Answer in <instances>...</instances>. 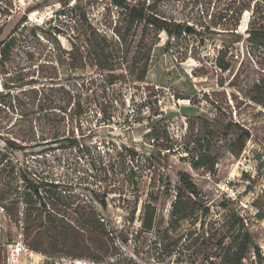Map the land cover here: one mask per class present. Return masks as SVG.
I'll return each mask as SVG.
<instances>
[{
    "label": "rangeland",
    "instance_id": "1",
    "mask_svg": "<svg viewBox=\"0 0 264 264\" xmlns=\"http://www.w3.org/2000/svg\"><path fill=\"white\" fill-rule=\"evenodd\" d=\"M126 1L188 28L171 38L112 0H0V42L14 38L0 95V264L14 241L43 264H264V47L250 38L264 33V0ZM238 7L239 20L199 32L200 17ZM200 152L210 160L195 169ZM183 172L199 190L185 200L206 217H171Z\"/></svg>",
    "mask_w": 264,
    "mask_h": 264
},
{
    "label": "trees",
    "instance_id": "2",
    "mask_svg": "<svg viewBox=\"0 0 264 264\" xmlns=\"http://www.w3.org/2000/svg\"><path fill=\"white\" fill-rule=\"evenodd\" d=\"M112 2L115 6L120 8L121 12H123L127 16V18L130 20L131 23H134V22L144 23L145 27L153 28L154 30H156L158 32H165L171 38H179L184 32H186V30L188 28V25L184 22H180V21H177L174 19H167V18L158 16L156 13H154L151 10L150 5H148V6H146V5L133 6L126 0H112ZM241 10L242 9L238 7L239 13L236 9L235 12L232 13V15L228 16V18H227V16H223V17L221 16L218 18L212 17L211 19H206V18L200 17L199 19H197L198 23H196L197 26L200 28L199 32L203 33V34H207L208 32L211 31V29H213L211 32H215L214 28H217V26H220V25L228 26L229 23H232L233 18H236L237 20H239ZM237 14H238V16H236ZM225 30H229V29L225 28ZM251 32H253V33H250L251 41L255 42L256 40L261 39V41H259L260 42L259 44L264 47V33L262 35L261 33H259V31H251ZM118 34H119L118 35L119 38L123 37V35H124L120 31ZM13 40H14V38L11 36L7 40L0 42V47H1V51H2V68H3L4 61H5L6 53H7V51L10 50L12 43H13ZM101 40L106 41V38H102ZM98 48L100 49V54L96 53L95 56L98 57L100 60L101 59L100 56H103L104 49H103V47H98ZM93 85H94V80H91L89 82H83L82 84H80V86L82 88H85L87 91L89 89H91V87ZM73 114L77 115L78 113L74 112ZM103 114H104V117H106L105 114H107V113L103 111ZM248 138H250V135L248 133H246V136L243 137V140L248 139ZM57 140H59L58 137H55L54 139H52L53 142H55ZM209 158H210V156L206 155V153L200 152V154H198L196 157L193 158L192 167L195 169H199V168L206 166L210 160ZM21 176H22V177H20L21 180L23 182L26 181L27 188L29 189L30 193L35 198L40 197V194L38 191L39 186L36 185L35 183H33L32 181H29V179H27L26 173L22 174ZM179 182H180V187L177 191V195H176L175 200L172 204L171 217L178 219L182 216L183 218H187V217H189V214H191L196 209L201 210L206 217L209 213L208 208L204 207L203 204H201L197 201L192 202L191 200H189V201L185 200V196H187V195H191V196H198L199 195L198 187H197L196 183L194 182L190 173H188V172L181 173L179 176ZM46 209H47V207H46V204L44 203L43 204V210H46ZM234 222H235L234 223L235 225L238 224L239 226H244V223L240 217L235 216ZM152 225H153V218L150 217L149 220H147L145 222V228L147 230H149L152 228ZM250 242L251 241L245 240L246 245L250 244ZM32 250H35L37 252H41V251H39L38 248H33ZM256 250L258 252V249H256ZM259 256H260V254H259ZM240 260H241V258H240Z\"/></svg>",
    "mask_w": 264,
    "mask_h": 264
},
{
    "label": "built area",
    "instance_id": "3",
    "mask_svg": "<svg viewBox=\"0 0 264 264\" xmlns=\"http://www.w3.org/2000/svg\"><path fill=\"white\" fill-rule=\"evenodd\" d=\"M4 74L2 72V51L0 47V94L4 92ZM98 125L93 123L92 128H96ZM8 264H15L16 262H22V255H25L29 259L28 264H43L45 259L48 258L41 252L32 250L25 245L23 241H14L7 244ZM55 258V257H54ZM63 258V257H62ZM79 263V261H72L70 263ZM56 264H59V260L56 259Z\"/></svg>",
    "mask_w": 264,
    "mask_h": 264
}]
</instances>
